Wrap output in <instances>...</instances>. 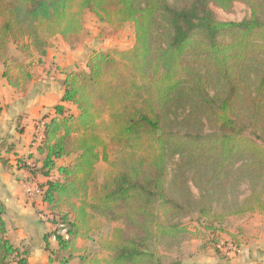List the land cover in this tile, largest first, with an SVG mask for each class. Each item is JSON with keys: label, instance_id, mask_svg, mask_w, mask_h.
<instances>
[{"label": "trees", "instance_id": "obj_1", "mask_svg": "<svg viewBox=\"0 0 264 264\" xmlns=\"http://www.w3.org/2000/svg\"><path fill=\"white\" fill-rule=\"evenodd\" d=\"M237 2L250 9L240 22L221 21L212 9L231 13ZM87 12L115 30L132 24L135 43L94 51L87 71L67 73L62 104L45 123L41 165L30 169L47 179L39 184L42 201L68 234L56 235L50 263L164 264L159 247L194 239L182 223L191 213L195 222L208 221L215 246L213 220L264 215V0H0V60L8 84L24 91L33 79L29 65L9 61V44L37 54L41 65L54 39L70 47L81 42ZM72 156L73 162L58 164ZM102 161L110 171L99 185L95 171ZM188 169L199 200L185 183ZM246 181L250 195L216 214L227 191ZM5 215L0 199V264H28V251L7 237ZM103 223L121 225L106 244L108 256L86 253L78 241L92 239ZM234 244L240 249L236 238Z\"/></svg>", "mask_w": 264, "mask_h": 264}, {"label": "crops", "instance_id": "obj_2", "mask_svg": "<svg viewBox=\"0 0 264 264\" xmlns=\"http://www.w3.org/2000/svg\"><path fill=\"white\" fill-rule=\"evenodd\" d=\"M57 39L43 64L31 67L33 79L24 91L8 84L3 77L4 61L0 60V199L6 207L8 238L16 247L28 251V264H51L50 250L58 248L55 236L51 235L52 224L40 217L42 212L49 213L48 205L35 192L47 179L34 177L30 168L41 165L37 148L43 139L45 123L55 115L54 107L62 104L67 73L87 71L90 56L86 52L80 54L84 44L70 47ZM78 64L83 67L79 69ZM63 105L76 114L74 106ZM250 249L249 246L243 249L238 264H248L245 256ZM249 257L254 264H264V241L257 242Z\"/></svg>", "mask_w": 264, "mask_h": 264}, {"label": "rangeland", "instance_id": "obj_3", "mask_svg": "<svg viewBox=\"0 0 264 264\" xmlns=\"http://www.w3.org/2000/svg\"><path fill=\"white\" fill-rule=\"evenodd\" d=\"M212 9L214 10L217 18L221 21L240 22L250 16V9L242 2L235 3L231 13H226L216 7H212ZM84 23L85 35L81 42L77 45H85L80 54L86 52L91 55V53H93L94 51L108 52L115 49L121 51L127 50L131 48L135 43V32L134 26L132 24H126L125 26H123V28L115 30L108 25L100 23L90 12L86 13ZM56 43H58V39H54L52 41V47H54ZM7 55L9 61L10 59H16L20 63L30 61L32 63L29 65L30 67H33V64L35 66L38 65L37 60L39 58L37 54L31 53L30 55H25L20 52L14 44L8 45ZM16 66V64L14 65L11 63V75L17 74L18 70H15ZM77 67L81 69V67H83V64H78ZM55 68L56 67H54V69ZM179 113H183L182 116H185L186 114L182 109L179 110ZM109 149L110 148H108V155L109 161L111 162L115 154L113 151H111V149ZM74 160L75 156H72L60 160L58 164L65 165L73 162ZM178 160V156H176L169 162V182L175 176ZM109 171L110 164L108 162L102 161L98 164L95 172L98 176L99 185L103 183ZM192 176V172L189 169L186 170L184 173V177L186 178L185 183L194 199L199 200L200 193L192 181ZM250 193L251 186L248 181L243 182L236 188L229 189L227 191V202H220L215 207L216 214H221L223 212V209H226L227 207H237L244 201L246 197L250 195ZM41 215H44V212H42ZM45 216H49V219H47L46 221L52 224L53 229L51 235L55 236L57 226L60 224L56 223V221L60 219L61 216L56 214V216L54 215V217L50 213L45 214ZM196 218V213H191L190 216L182 220V223L187 226L190 232H192V235L195 236L194 239L180 241L178 245L171 246L170 248L166 245L159 247V253L162 255L164 264H171L175 261H181L185 264H236L237 259L243 255V249H246L247 246H249V248L251 249L245 256L246 260L248 264L255 263V261H253V259L249 257V255L254 249H256L258 241H264V215L260 214L259 212H255L248 213L244 216L227 217L222 221L213 220V224L218 230L219 237V243L216 246L210 243L209 240H212L213 237L208 233L207 230H205V224L208 221L204 220L203 223H198L195 222ZM120 227L121 225L117 223L110 225L103 223L101 224L100 228H97L95 230V233L91 237L92 239H81L78 241V245L86 253L95 254L100 257H107L108 251L106 250V244L110 239L113 230ZM234 238H236V240L243 244V246L240 247L239 252L229 251V243L236 246L234 244ZM20 250L23 252L26 249L24 248L23 250ZM55 250L57 249H54V251ZM52 251L53 250H50V258L52 257L55 258L54 260H56V255L53 254L51 256ZM72 263H74V261H72ZM11 264H18V260L12 259ZM51 264H58V262L55 261Z\"/></svg>", "mask_w": 264, "mask_h": 264}, {"label": "built area", "instance_id": "obj_4", "mask_svg": "<svg viewBox=\"0 0 264 264\" xmlns=\"http://www.w3.org/2000/svg\"><path fill=\"white\" fill-rule=\"evenodd\" d=\"M27 165L28 166H32L31 164H28V163H27ZM35 192H36L37 195L42 196L43 191L40 188L36 189ZM41 219L47 220V219H49V216H45V214L41 215ZM56 235L62 236L64 238H66V239L68 238L67 229L64 227V225L59 224L57 226L55 237H56ZM219 247H220V245H219ZM228 247H229V251L239 252V249L236 246H234L233 244H231V243L228 244Z\"/></svg>", "mask_w": 264, "mask_h": 264}]
</instances>
